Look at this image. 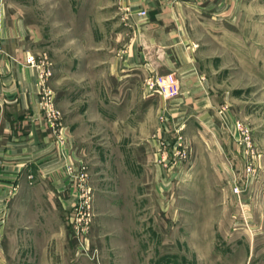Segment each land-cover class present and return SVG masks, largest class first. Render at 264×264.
Segmentation results:
<instances>
[{
	"label": "rangeland",
	"instance_id": "1",
	"mask_svg": "<svg viewBox=\"0 0 264 264\" xmlns=\"http://www.w3.org/2000/svg\"><path fill=\"white\" fill-rule=\"evenodd\" d=\"M3 1L7 40L37 71L38 114L67 142L54 86L75 93L77 75L106 76L105 65L123 49L107 17L115 12L124 29L122 5ZM203 14H196L203 25L199 66L210 82L217 128L171 113L158 114L155 125L146 119L150 125L140 131L136 118L123 128L99 116L88 125L76 121L75 158L49 171L57 178L53 194L48 182L21 203L20 175L31 187L44 171H12L16 190L1 219L0 264H264V0H232V16L218 20ZM142 91L167 109L182 94L181 88L170 99L148 93L144 79ZM44 103L58 111L56 118ZM73 105L79 112L84 102ZM5 116L0 110V128ZM3 163L2 156L7 177Z\"/></svg>",
	"mask_w": 264,
	"mask_h": 264
},
{
	"label": "crops",
	"instance_id": "2",
	"mask_svg": "<svg viewBox=\"0 0 264 264\" xmlns=\"http://www.w3.org/2000/svg\"><path fill=\"white\" fill-rule=\"evenodd\" d=\"M117 3L124 11L125 28L119 25L115 12L108 14L110 24L107 28L116 26L114 28L118 32L112 38L123 49L105 65L106 76L93 80L86 74L84 77L76 74L75 83L81 88L75 93L54 86L56 103L65 112L69 127L68 141L65 142L51 134L44 116L38 114L35 104L37 71L23 63L25 51L7 40L4 1L0 0V110L1 115H6L0 128L3 167L7 177L15 176V173L12 174L14 170L30 172L37 167L44 171L41 177H36V185L31 184V187L26 177L20 175L16 200L21 203L28 193L42 187L41 184L51 183L47 194L58 190L57 178L49 171L53 172L63 159L70 160V155L75 158L73 140L78 132L76 121L91 124L99 116L106 120L116 119L123 128L136 118L134 123L140 131L141 127L150 125L146 124V119H152L155 125L158 114L171 113L192 115L209 127L215 123L212 119L216 114L210 105L213 96L208 90L210 82L199 66L201 47L198 31H203V25L196 14L208 13L213 20H218L221 15L230 17L232 0H117ZM112 4L111 1L110 6ZM140 10L146 11V14L139 15ZM117 23L120 28H117ZM149 71L173 72L177 76L182 94L170 103L172 108L167 109L164 101L142 91L143 79ZM77 100L84 102L79 112L73 107ZM5 108L8 111L3 114ZM70 109L72 113L69 114ZM158 133L161 136L165 132L159 130ZM5 182L12 183L11 180Z\"/></svg>",
	"mask_w": 264,
	"mask_h": 264
},
{
	"label": "built area",
	"instance_id": "3",
	"mask_svg": "<svg viewBox=\"0 0 264 264\" xmlns=\"http://www.w3.org/2000/svg\"><path fill=\"white\" fill-rule=\"evenodd\" d=\"M146 14V11L140 10L139 15L144 16ZM27 62L29 63H35L34 58L32 56L27 57ZM41 77V83L45 82V80L50 76L49 71L44 72L40 75ZM144 88L148 93L157 92L160 95H162L165 98H175L180 93V88L178 81L175 77V74L165 73V74H159L154 73L152 71L148 72V75L144 78ZM45 104V110L48 116L52 118H56L59 114L57 110L51 108V105ZM2 154L0 152V221L4 217L5 213H8L7 211V202L12 198V196L15 194L16 187L13 183L12 178L4 177L3 170H2ZM69 172L73 173L71 171V168L69 167ZM5 180H11L12 183H6Z\"/></svg>",
	"mask_w": 264,
	"mask_h": 264
}]
</instances>
